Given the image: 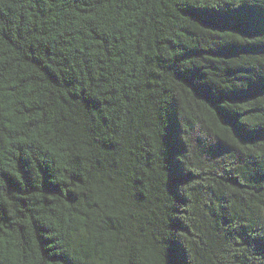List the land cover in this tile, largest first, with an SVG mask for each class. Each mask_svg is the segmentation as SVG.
<instances>
[{"label":"trees","instance_id":"obj_1","mask_svg":"<svg viewBox=\"0 0 264 264\" xmlns=\"http://www.w3.org/2000/svg\"><path fill=\"white\" fill-rule=\"evenodd\" d=\"M0 264H264V0H0Z\"/></svg>","mask_w":264,"mask_h":264}]
</instances>
